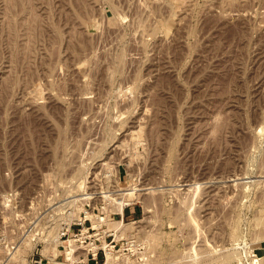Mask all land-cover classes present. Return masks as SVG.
<instances>
[{"label": "rangeland", "instance_id": "obj_1", "mask_svg": "<svg viewBox=\"0 0 264 264\" xmlns=\"http://www.w3.org/2000/svg\"><path fill=\"white\" fill-rule=\"evenodd\" d=\"M23 1L0 0V264H257L264 0Z\"/></svg>", "mask_w": 264, "mask_h": 264}, {"label": "bare ground", "instance_id": "obj_2", "mask_svg": "<svg viewBox=\"0 0 264 264\" xmlns=\"http://www.w3.org/2000/svg\"><path fill=\"white\" fill-rule=\"evenodd\" d=\"M21 2H23L24 3V1L23 0H10V2H9V4L11 5V4H15V5H18V4H20ZM12 5V6H13ZM87 45V44H86ZM86 45H84V46H86ZM88 46V45H87ZM85 49H86V47H84ZM264 173V172H263ZM261 180V179H260ZM258 182V181H257ZM263 182H264V180H263ZM261 184V183H260ZM259 184V185H260ZM263 184V183H262ZM261 184V185H262ZM120 209V208H119ZM134 222V221H133ZM135 223V222H134ZM128 225H129V223H127ZM135 225V224H134ZM131 227V226H130ZM73 243V242H72ZM69 251H71V250H69ZM26 252V251H25ZM256 257H258L257 258V264H264V257H260V256H256ZM255 257V258H256ZM26 260V259H25ZM118 260V256L116 255V254H114L113 253V251L111 252L110 250L109 251H107V258H106V263L105 264H115L116 263V261ZM254 260H256V259H254ZM27 262H28V260H27ZM256 262V261H255ZM254 262V263H255ZM25 264V263H24ZM28 264V263H27Z\"/></svg>", "mask_w": 264, "mask_h": 264}, {"label": "crops", "instance_id": "obj_3", "mask_svg": "<svg viewBox=\"0 0 264 264\" xmlns=\"http://www.w3.org/2000/svg\"><path fill=\"white\" fill-rule=\"evenodd\" d=\"M138 211H139V209L137 208V209H133V210H131L130 213H131L133 216H136V215L138 214ZM130 213H129V214H130ZM263 249H264V247H263ZM43 260H44L43 258H41V259H34L33 264H54L53 262L46 263V262H44Z\"/></svg>", "mask_w": 264, "mask_h": 264}]
</instances>
